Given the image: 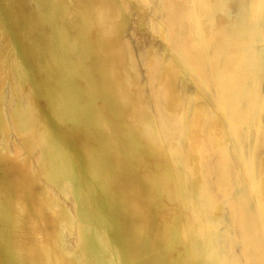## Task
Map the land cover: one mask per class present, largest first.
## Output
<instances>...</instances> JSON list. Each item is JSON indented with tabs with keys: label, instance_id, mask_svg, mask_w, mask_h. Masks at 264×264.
I'll use <instances>...</instances> for the list:
<instances>
[{
	"label": "bare ground",
	"instance_id": "1",
	"mask_svg": "<svg viewBox=\"0 0 264 264\" xmlns=\"http://www.w3.org/2000/svg\"><path fill=\"white\" fill-rule=\"evenodd\" d=\"M0 264H264V0H0Z\"/></svg>",
	"mask_w": 264,
	"mask_h": 264
},
{
	"label": "rangeland",
	"instance_id": "2",
	"mask_svg": "<svg viewBox=\"0 0 264 264\" xmlns=\"http://www.w3.org/2000/svg\"><path fill=\"white\" fill-rule=\"evenodd\" d=\"M142 18V26H139L140 22V17ZM132 22L130 25V29L133 31L135 35V46L137 51L139 52L138 56L141 62H143L148 55L146 54V51L149 48L154 49L157 53L161 56H163L165 59L170 58V53H162L165 51V45L164 43L155 35L152 34L149 23H148V17H149V12L147 10H140V12H137V10L133 11L132 15ZM151 45V46H150ZM143 66V65H142ZM141 73H142V78L145 81L146 80V71L145 68L141 67ZM178 86L183 90V92L186 95H191L196 92V87L193 81L190 79L189 75L186 72H183L182 76L180 79H178ZM203 104L206 102L204 98H202ZM23 139L18 136L16 137V142L15 145L18 149L21 148ZM20 143V144H19ZM31 158V157H30ZM68 242V240H67Z\"/></svg>",
	"mask_w": 264,
	"mask_h": 264
}]
</instances>
